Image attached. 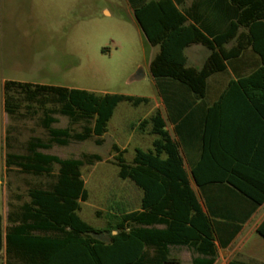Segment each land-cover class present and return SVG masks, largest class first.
I'll return each mask as SVG.
<instances>
[{"label":"trees","instance_id":"trees-1","mask_svg":"<svg viewBox=\"0 0 264 264\" xmlns=\"http://www.w3.org/2000/svg\"><path fill=\"white\" fill-rule=\"evenodd\" d=\"M136 1L130 0L139 26L150 44L160 48L150 69L159 82L170 119L177 122L179 115L174 111L175 99L171 101L176 95L167 93V89H185L191 96L186 102L191 106L203 102L209 79L226 72L229 65L251 50L258 56L259 66L251 75L230 81L225 93L226 97L236 93L239 127L255 115L264 120V0H196L185 11L179 9L184 0ZM192 45H202L210 53L201 69L188 66L185 50ZM4 93L10 118L33 117L41 112V127L49 135L47 141H29L26 155L9 153L8 170L33 169L36 172L30 175L51 177L53 182L47 188L31 189L30 202L9 213L7 228L0 215V264H181L170 256L171 247L190 248L195 254L193 264H215L217 234L224 247L235 234L225 238L228 233L223 230L228 223L220 219L231 220L234 215L241 225L245 224L264 204V184L255 181L249 160L254 149L243 131L237 135L241 160L234 168L225 165L220 173L219 99L204 120L199 134L201 156L192 167V178L205 196L207 212L184 169L181 144L172 139L158 110L140 125L143 131L152 126L150 134L157 137L153 149H137L129 164L125 151L114 146L120 178L133 181L144 192L141 210L122 215L107 229H96L79 216L81 204L89 199L81 169L86 163L102 161L101 157L61 159L38 150L68 146L71 141L86 142L92 137L100 138L97 144L101 145L121 103L139 107L149 105L151 100L16 81H7ZM56 115L67 117L72 125L83 123L82 130L54 128L59 123ZM182 126L183 122L178 135L187 148ZM55 165L59 166L57 175L52 174ZM220 184L230 186L239 195V206L220 207L217 191L211 188ZM258 234L264 238V221ZM229 264L252 263L232 260Z\"/></svg>","mask_w":264,"mask_h":264},{"label":"rangeland","instance_id":"rangeland-1","mask_svg":"<svg viewBox=\"0 0 264 264\" xmlns=\"http://www.w3.org/2000/svg\"><path fill=\"white\" fill-rule=\"evenodd\" d=\"M190 1V0H189ZM200 50L201 61L190 58ZM159 47H154L139 26L126 0H0V215L4 227L8 215L30 202L31 189L53 182L47 176L7 168L9 153L26 155L27 143L34 137L49 139L37 117L12 119L3 117V83L16 81L70 89L86 90L99 95L121 94L149 98V105L121 103L100 139L71 141L68 146L54 145L49 151L63 159L99 156L82 167V177L89 193L79 216L96 229H107L122 215L141 210L144 192L131 180L120 178L117 145L132 164L137 149L149 151L157 137L140 128L143 120L161 110L170 126L160 99L158 81L150 64ZM209 51L202 45L188 50V66L200 67ZM220 87V75L211 80V91ZM52 107V106H50ZM22 113H27L26 109ZM53 127L80 132L83 123L72 125L67 117L56 115ZM192 181L191 174H189ZM193 187L201 201L200 191ZM202 202V201H201ZM108 240L107 237H102ZM224 259L246 260L232 254ZM171 257L181 264H192L195 254L188 248H171Z\"/></svg>","mask_w":264,"mask_h":264},{"label":"crops","instance_id":"crops-1","mask_svg":"<svg viewBox=\"0 0 264 264\" xmlns=\"http://www.w3.org/2000/svg\"><path fill=\"white\" fill-rule=\"evenodd\" d=\"M126 1L130 9L134 12L130 0H126ZM195 1L196 0H190V1L184 0V4L179 6V9L181 11H185V9L190 8ZM136 2L139 3L140 0ZM195 46L197 45H192L185 50L186 56L188 50H191ZM159 51L155 54V56L159 53ZM201 53L202 51L195 49L191 52L190 58L194 59L196 62H199V60L201 61ZM209 54L205 57L203 56V60L201 62L200 67H194V66H190V67L201 69ZM187 58L189 63L190 58L188 56ZM259 64L260 63L258 56L253 54L251 50L248 51L240 59L234 61L231 65H229L228 70L226 72L212 76L208 81V94L206 99L203 102L193 103L192 106L190 105L191 103L186 102V100L190 99L191 96L186 95L185 89L179 86H175L172 89H167L166 90L167 93H172L176 95L171 98V101L172 99H175L174 111L176 115H179V119L177 122L170 119L167 108V102L162 97L161 91L159 89L161 95L160 99L165 107L170 126H168V122L165 116L163 115L162 111L161 110L159 111L161 112L165 120L166 129L169 132L170 136L175 142L181 144L180 151L184 161V169L188 175L191 174V177H192V167L201 156V144H200L199 134L203 132L204 120L206 118V115L208 114L209 108L213 106V104H215L220 99V156H219L220 173L223 172V168L225 167V165H229L230 167L234 168L235 165H238V162L236 161L241 160L242 156L240 152H238L237 150L240 146V142L237 135L241 134V132L243 131V134H245L246 137L245 139L248 142L250 141L249 143H251V146L254 149V152L249 155V160L254 166V170H253L255 175L254 179L257 183L264 184V120L260 119L255 115L254 117L249 118V121L244 122L243 125L242 123H240L241 126L239 127L238 124L239 101H237V96H234L236 93L233 96L231 95L229 97L228 96L226 97V93H225L230 81L251 75L257 69ZM218 75H220V87H217L215 91H211L210 88L211 80ZM6 82L7 81L3 83V101H2V109L4 114L3 117L5 119L8 118L9 121H11L12 119H18V118L16 117L10 118L6 112L5 93H4V85ZM34 115L35 116H33V118L37 117L41 126L42 113L38 112ZM182 122H183V126L181 129L183 134L186 136L187 142L189 143L187 148H184V146H182L180 136L178 135V127H180ZM240 128L243 129L241 130ZM194 134H196V137L191 138V136ZM34 138H38V137H34ZM32 139H30L29 141H31ZM191 143H195V145L191 146ZM27 148H29L28 143H27ZM47 151L49 150H38V153H41L43 155L59 157L55 154H50ZM234 151H236L237 153ZM13 168L17 169L19 172H23L26 174L36 172L33 169L28 171L18 167H12L9 170H12ZM58 173H59V166L55 165L52 168V174L57 175ZM193 182L194 180L192 178L191 187L195 191L193 187ZM48 186L49 184L43 188H47ZM196 187L198 188L197 185ZM211 188L216 189L217 191V195H216L217 203L220 205V207L231 205L234 208L235 205L236 206L240 205L239 195H235L230 186L220 184L215 187L213 186ZM198 190L200 191L199 188ZM200 197L202 202L200 201L199 197L198 199L202 207L204 208V211L207 212L205 196L204 194L201 193V191H200ZM220 221L228 223L227 226H224L225 229L223 230V233H228V235L225 238L227 239L229 238L230 235L229 233H235V234L232 236L230 242L226 247L222 246L221 244L220 233L217 234V240H216L217 259L215 264H229L232 260H238V259H231V260L224 259L225 258L224 255L228 254L231 248H233L232 254L248 259V261L241 259L239 261L252 263V264H264V238H262L258 234V228L264 221V204L256 210V212L251 216V218L245 224L241 225L239 223V217L235 218L234 215L233 217H231V220L220 219ZM171 248H170V255H171ZM176 248H188V247H176ZM188 249L191 250L190 248Z\"/></svg>","mask_w":264,"mask_h":264}]
</instances>
